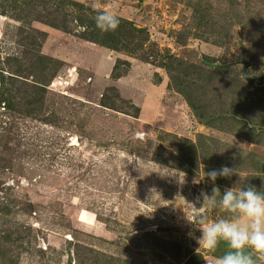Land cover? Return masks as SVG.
I'll return each mask as SVG.
<instances>
[{
    "label": "rangeland",
    "instance_id": "rangeland-1",
    "mask_svg": "<svg viewBox=\"0 0 264 264\" xmlns=\"http://www.w3.org/2000/svg\"><path fill=\"white\" fill-rule=\"evenodd\" d=\"M93 2L0 0V264H215L187 217L264 191V0Z\"/></svg>",
    "mask_w": 264,
    "mask_h": 264
},
{
    "label": "clouds",
    "instance_id": "clouds-1",
    "mask_svg": "<svg viewBox=\"0 0 264 264\" xmlns=\"http://www.w3.org/2000/svg\"><path fill=\"white\" fill-rule=\"evenodd\" d=\"M91 7L97 13L94 20L98 29L112 32L119 27V17L101 0H94ZM233 171L223 165L209 171L207 176L214 182L218 177H230ZM195 203H199L200 207L191 204L194 219L186 217L190 223L202 226L199 227L200 248L215 252L221 242L227 246V250L216 258L215 264H264V191H258L252 185L239 190L226 188L222 195L215 187L211 194L202 189L195 197ZM216 208L229 216L209 223L204 210Z\"/></svg>",
    "mask_w": 264,
    "mask_h": 264
},
{
    "label": "water",
    "instance_id": "water-1",
    "mask_svg": "<svg viewBox=\"0 0 264 264\" xmlns=\"http://www.w3.org/2000/svg\"><path fill=\"white\" fill-rule=\"evenodd\" d=\"M143 0H139V2H142ZM235 64H238L241 66V73L243 79H245L248 82H254L257 85H262L264 80V75H256V74H250L249 73V64L247 61H245L243 58H240ZM255 129L259 131H264V127L262 126H253Z\"/></svg>",
    "mask_w": 264,
    "mask_h": 264
},
{
    "label": "trees",
    "instance_id": "trees-1",
    "mask_svg": "<svg viewBox=\"0 0 264 264\" xmlns=\"http://www.w3.org/2000/svg\"><path fill=\"white\" fill-rule=\"evenodd\" d=\"M54 21H56V19H54Z\"/></svg>",
    "mask_w": 264,
    "mask_h": 264
}]
</instances>
